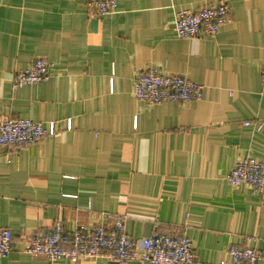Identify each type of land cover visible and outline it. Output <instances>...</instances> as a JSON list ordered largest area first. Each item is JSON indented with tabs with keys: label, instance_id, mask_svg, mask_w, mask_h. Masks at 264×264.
I'll use <instances>...</instances> for the list:
<instances>
[{
	"label": "crops",
	"instance_id": "crops-1",
	"mask_svg": "<svg viewBox=\"0 0 264 264\" xmlns=\"http://www.w3.org/2000/svg\"><path fill=\"white\" fill-rule=\"evenodd\" d=\"M218 1L229 20L214 36L173 33L176 12ZM35 58L51 63L48 79L14 87ZM263 63L264 0H117L103 16L85 0H0V118L55 126L0 146V228L12 233L0 264H49L25 251L33 233L106 213L134 237L186 234L194 264H231V244L264 253V190L226 180L237 160H264ZM150 67L202 84V99L136 100L134 77Z\"/></svg>",
	"mask_w": 264,
	"mask_h": 264
},
{
	"label": "built area",
	"instance_id": "built-area-1",
	"mask_svg": "<svg viewBox=\"0 0 264 264\" xmlns=\"http://www.w3.org/2000/svg\"><path fill=\"white\" fill-rule=\"evenodd\" d=\"M85 4L95 15L103 16L114 12L117 0H85ZM228 15L229 9L224 1L184 9L175 13L172 31L177 37L186 39L201 34L214 36L228 22ZM50 67L47 59L35 58L26 69L15 73L13 86L47 80ZM260 73L264 84V63ZM133 95L136 100L153 105L167 101L195 102L202 99L203 85L184 76L165 74L150 67L137 71ZM263 125V122L258 123L255 130L260 131ZM54 133L53 121L43 124L32 119L0 118V146L32 144ZM226 180L231 186L246 184L261 194L264 190V160L256 161L249 157L237 160L228 171ZM11 244L10 230L0 228V258L8 256ZM25 251L44 256L49 264L59 260L79 262L97 258L116 264H194L192 240L186 234L153 230L146 236L134 237L127 230L124 216L112 213H106L104 220L90 228L65 229L62 222L57 220L51 227L33 233ZM227 253L231 264H264V253L254 247L231 244Z\"/></svg>",
	"mask_w": 264,
	"mask_h": 264
}]
</instances>
